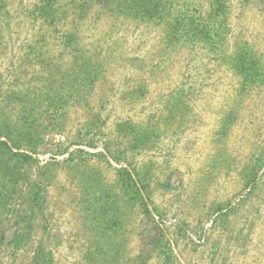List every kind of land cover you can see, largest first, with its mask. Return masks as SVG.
Segmentation results:
<instances>
[{"label":"rangeland","instance_id":"374dc122","mask_svg":"<svg viewBox=\"0 0 264 264\" xmlns=\"http://www.w3.org/2000/svg\"><path fill=\"white\" fill-rule=\"evenodd\" d=\"M163 1L0 0V264H264V0Z\"/></svg>","mask_w":264,"mask_h":264},{"label":"trees","instance_id":"16d2710c","mask_svg":"<svg viewBox=\"0 0 264 264\" xmlns=\"http://www.w3.org/2000/svg\"><path fill=\"white\" fill-rule=\"evenodd\" d=\"M163 2H164L163 0H122V3L119 4V8L125 9V13L127 12V14H132V15L135 14L134 16L142 19V18H149V17L155 16L156 12H159L162 8H164ZM111 3H112V1H111ZM111 3H109V4H111ZM219 3L217 2L215 7L220 8L222 6L221 5L222 3H221V1H219ZM188 19H190V20L183 22V29L186 30L185 33H192L195 37L199 38L200 36H199L198 32H202V33L204 31L208 32L207 28L206 29H200L199 27H197V25L195 24L196 20L193 19L192 17L188 18ZM179 23H181V22L179 21ZM178 30H182V28H176V33ZM209 33H207V34L205 33V36H207ZM210 36H213V34L210 33ZM245 62H247V57L242 55L241 60L237 61L236 65L239 64V67L246 69L249 65L246 64ZM11 140L12 139L9 135H8L7 139H2V140L0 139V149H2L4 151L7 149V151H11L15 156H21V158L24 161L32 158V155L29 153H26V152H21V153L20 152H13V147L10 144ZM124 171L127 174H129L128 170L125 169ZM139 194L141 195V192H139ZM142 202H143V205L146 208V210H148V206L146 204L145 199L142 198ZM49 262L51 264V260H49ZM49 262L47 261V263H46V262L42 261L39 257L36 258L37 264H48Z\"/></svg>","mask_w":264,"mask_h":264}]
</instances>
